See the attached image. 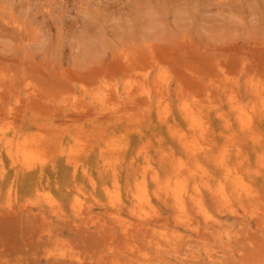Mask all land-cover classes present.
<instances>
[{"label": "rangeland", "instance_id": "1", "mask_svg": "<svg viewBox=\"0 0 264 264\" xmlns=\"http://www.w3.org/2000/svg\"><path fill=\"white\" fill-rule=\"evenodd\" d=\"M0 264H264V0H0Z\"/></svg>", "mask_w": 264, "mask_h": 264}, {"label": "bare ground", "instance_id": "2", "mask_svg": "<svg viewBox=\"0 0 264 264\" xmlns=\"http://www.w3.org/2000/svg\"><path fill=\"white\" fill-rule=\"evenodd\" d=\"M26 71V70H25ZM20 81V80H19ZM236 110H238L239 111V113H240V116L243 114L242 112H241V110L239 109V108H237ZM242 117V116H241ZM191 146V145H190ZM228 173V172H227ZM168 182V181H167ZM170 183V182H169ZM166 186V185H165ZM168 192H170L171 194H172V197H173V201H174V204H175V206L176 207H178L179 209H178V211L179 212H182L183 211V203L184 202H182V199H184V198H182V196H183V194L186 192L184 189H183V187H182V185H176L175 183H174V186H172V188L171 189H169L168 188ZM218 192V191H217ZM217 192H216V195H217V198L220 200V201H222L223 203H225L226 204V202H224L225 201V199L223 198V194H222V192H219L218 194H217ZM187 193V192H186ZM188 194V193H187ZM136 197H137V199H138V201L139 202H141V201H143L144 199H142V196H141V193H138L137 195H136ZM184 197V196H183ZM220 198H222V199H220ZM193 199V198H192ZM194 201H196V199H193ZM198 202V201H197ZM199 203V202H198ZM228 203V202H227ZM229 204V203H228ZM199 205V204H198ZM227 205V204H226ZM229 206V205H228ZM199 208V207H198ZM142 222V221H141ZM53 231V230H52ZM47 261H48V259H47ZM49 263V262H48ZM51 263V262H50Z\"/></svg>", "mask_w": 264, "mask_h": 264}]
</instances>
